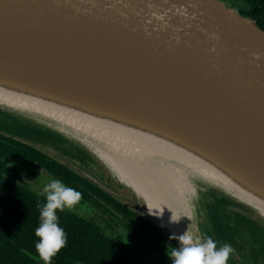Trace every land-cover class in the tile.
<instances>
[{
    "label": "water",
    "instance_id": "obj_1",
    "mask_svg": "<svg viewBox=\"0 0 264 264\" xmlns=\"http://www.w3.org/2000/svg\"><path fill=\"white\" fill-rule=\"evenodd\" d=\"M1 83L22 99L107 113L132 127L152 125L154 136L174 149L249 182L246 190L264 206V31L223 0H0ZM0 114L91 154L46 127L54 123L48 119L5 105ZM13 139L72 170L168 238L178 236L144 215L142 202L108 176ZM232 199L224 201L264 224L259 211Z\"/></svg>",
    "mask_w": 264,
    "mask_h": 264
},
{
    "label": "trees",
    "instance_id": "obj_2",
    "mask_svg": "<svg viewBox=\"0 0 264 264\" xmlns=\"http://www.w3.org/2000/svg\"><path fill=\"white\" fill-rule=\"evenodd\" d=\"M223 1L246 4L237 10L264 31V0ZM0 116L16 131L11 135L50 150L56 146L59 149L56 153L91 171L87 166L92 161L90 155L73 147L61 136L25 125L3 114ZM3 131L8 134L6 130ZM47 141L53 147L47 146ZM32 164L42 169L52 180L59 179L66 186L80 191L83 199L79 206H85L93 210L97 217L105 219L98 222L91 216L79 213L77 209L58 213L59 224L67 235V245L53 258L52 264H171L167 249L179 246L165 234L53 158L4 134H0V264H43L35 249L38 240L34 233L40 224L39 212L46 202L45 195L33 191L18 180L20 169ZM220 200L208 206L210 210H215L211 223L214 237L222 245L227 243L233 248L238 244L242 231L252 230L256 241L255 246L244 252L242 259L237 260L231 254V262L264 264V224L249 217L241 209L234 208L224 199ZM113 227L121 229L133 246L122 244L113 232ZM257 230L262 235L255 233Z\"/></svg>",
    "mask_w": 264,
    "mask_h": 264
},
{
    "label": "bare ground",
    "instance_id": "obj_3",
    "mask_svg": "<svg viewBox=\"0 0 264 264\" xmlns=\"http://www.w3.org/2000/svg\"><path fill=\"white\" fill-rule=\"evenodd\" d=\"M5 88L1 83L0 105L48 119L54 123L45 126L68 139L69 135L74 140L75 136L78 137L79 140L75 142L88 150L107 169L103 173L101 168L100 171L93 166L96 162L92 160L90 164L99 174H106L113 185H123L125 192H130L142 202L141 212L144 215L177 235L187 229L193 233L190 227L193 224L190 214L192 206L187 200L195 195V186L189 180L190 175H199L218 185L232 198L240 199L255 208L264 218L263 204L246 190L251 185L249 182L233 181L231 177L194 159L188 152L174 149L171 143L154 136L152 125L141 124L139 128L127 126L125 121L107 118V113L105 116L90 110L82 111L36 99H22L19 97L21 95ZM149 210L157 213L163 211V214L151 215ZM172 214L181 218L179 223L171 222Z\"/></svg>",
    "mask_w": 264,
    "mask_h": 264
},
{
    "label": "clouds",
    "instance_id": "obj_4",
    "mask_svg": "<svg viewBox=\"0 0 264 264\" xmlns=\"http://www.w3.org/2000/svg\"><path fill=\"white\" fill-rule=\"evenodd\" d=\"M45 203L40 207V224L35 229L38 242L35 249L43 264H52L56 257L67 245V235L59 224L58 213L65 210L74 212L81 204L83 195L80 191L66 186L61 180L53 179L43 188ZM151 215H162L152 212ZM180 217L172 214L171 222L179 223ZM170 240L177 241L179 247L167 249L168 259L171 264H228L234 249L230 244L217 247V242L211 238L201 239L194 236L188 229L183 234L171 236Z\"/></svg>",
    "mask_w": 264,
    "mask_h": 264
},
{
    "label": "rangeland",
    "instance_id": "obj_5",
    "mask_svg": "<svg viewBox=\"0 0 264 264\" xmlns=\"http://www.w3.org/2000/svg\"><path fill=\"white\" fill-rule=\"evenodd\" d=\"M226 3L228 6L235 8V9H240V8H242L243 5H246V4L241 3L239 1H232V2L228 1ZM0 124H5L2 119H0ZM6 132L9 135H11V134H13V132H16V131L12 127H10V129L6 130ZM0 134H2V131H0ZM11 136H16V135H11ZM18 139H23V138H18ZM69 140L75 141V140H79V139L76 138V136H75V140H74L72 135H69ZM46 145L49 147L52 146V144H50L48 141L46 142ZM41 146H43V145H41ZM48 150L55 153V154H59V153H56V150H59L58 147H56V146L53 147V149H52L54 151H52L50 149H48ZM59 155L63 156L62 154H59ZM91 158H92V156H91ZM95 159H96V157H94V160ZM88 162L89 161H87V163ZM97 163H99V165H97ZM87 166L90 168L91 173L97 172L94 167H96L97 169L101 168L103 173H106V171H107V169L105 167H103V165L98 160L93 165L94 167L90 163ZM19 168H21V167H19ZM97 174L100 176V174L98 172H97ZM105 176H106V174H105ZM18 180L21 184L24 183L25 185L29 186L33 191H37L38 193L43 194L44 186L46 184H48L49 182H51L52 178L49 177L42 169H40L36 165L32 164V165H28L27 167H23L22 169H20V172H18ZM106 180L109 181L108 178H106ZM189 180H190L191 184H194V186H195V195L193 196V198H192V196L188 197V200H187L188 203L192 206V212L190 214L192 215V218H193V224H190V227L193 229V235L199 236L202 240L206 239L207 237L212 238L213 232H212L211 223L213 224V221H214V217H215L214 211L215 210H210L208 208V206H210L212 203H214L220 199L221 200H223L224 198L228 199V197H229L231 200L232 195L229 194L225 190L223 191L220 187H218V185H216V184L214 185L213 183H211L210 181H208L205 178L200 177L199 175H190ZM119 187L121 188L122 186H119ZM198 191H200V192L198 193ZM124 195L129 197L131 195V193L125 192ZM232 200L234 202L236 201L234 199H232ZM233 201H231V202L234 203ZM189 204H188V206H189ZM235 205H236V203H235ZM191 206H189V207H191ZM242 206L245 207L244 205H242ZM76 209H77L76 211H78L79 213H81L83 215L91 216L98 222H103L102 220H105L103 218L97 217L93 210L87 209V208H85V206H81V207L77 206ZM209 212H210V214H209ZM113 230H114L113 232L115 233L116 237L122 241V244H125L127 247L133 246V244H131V242H129L126 239L125 235L121 232V229L119 230V229L113 227ZM255 233L261 234L260 230L255 231ZM252 234L254 235V232H252V230H245V231H242L240 233L241 236L238 238V244L235 247H233L234 252L232 253L233 255H235L236 259L237 258L242 259L244 257V252H246V250L249 249V247H253L256 245L255 238L253 237ZM215 241L217 242V244L222 246V244L216 238H215ZM228 264H233L231 262L230 258H229ZM240 264H241V262H240Z\"/></svg>",
    "mask_w": 264,
    "mask_h": 264
},
{
    "label": "flooded vegetation",
    "instance_id": "obj_6",
    "mask_svg": "<svg viewBox=\"0 0 264 264\" xmlns=\"http://www.w3.org/2000/svg\"><path fill=\"white\" fill-rule=\"evenodd\" d=\"M0 119H2L3 120V122L5 123V124H0V131H2V134H4V135H8L9 137H15V136H11V135H9V134H6L3 130H9L10 129V123H8V122H6L5 120H4V118H2V117H0ZM6 125V126H5ZM2 128H4L3 130H2ZM66 158V157H65Z\"/></svg>",
    "mask_w": 264,
    "mask_h": 264
}]
</instances>
